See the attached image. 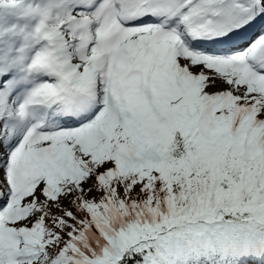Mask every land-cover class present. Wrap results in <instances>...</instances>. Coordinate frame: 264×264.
Segmentation results:
<instances>
[{
	"label": "snow or ice",
	"instance_id": "6c2138e0",
	"mask_svg": "<svg viewBox=\"0 0 264 264\" xmlns=\"http://www.w3.org/2000/svg\"><path fill=\"white\" fill-rule=\"evenodd\" d=\"M0 264H264V0H0Z\"/></svg>",
	"mask_w": 264,
	"mask_h": 264
}]
</instances>
